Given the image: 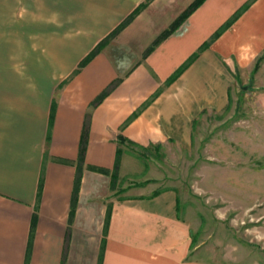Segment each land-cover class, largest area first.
<instances>
[{
	"label": "crops",
	"instance_id": "obj_1",
	"mask_svg": "<svg viewBox=\"0 0 264 264\" xmlns=\"http://www.w3.org/2000/svg\"><path fill=\"white\" fill-rule=\"evenodd\" d=\"M195 1L0 0V264H210L199 261L197 236L180 216L175 190L150 189L149 177L121 186L143 170L131 148H190L196 119L229 110L235 84L264 74V60L255 73L264 55V0H206L145 55ZM120 135L135 145H119ZM119 149L113 190L111 176L91 168L112 173Z\"/></svg>",
	"mask_w": 264,
	"mask_h": 264
},
{
	"label": "rangeland",
	"instance_id": "obj_2",
	"mask_svg": "<svg viewBox=\"0 0 264 264\" xmlns=\"http://www.w3.org/2000/svg\"><path fill=\"white\" fill-rule=\"evenodd\" d=\"M131 152L143 170L121 186L149 177L150 189L175 190L200 262L264 264V74L235 84L229 110L196 119L190 148Z\"/></svg>",
	"mask_w": 264,
	"mask_h": 264
},
{
	"label": "trees",
	"instance_id": "obj_3",
	"mask_svg": "<svg viewBox=\"0 0 264 264\" xmlns=\"http://www.w3.org/2000/svg\"><path fill=\"white\" fill-rule=\"evenodd\" d=\"M206 0H196L195 2H193L189 8L172 24V26L165 31L154 43L153 46L147 50L145 55L150 54L155 47H157L161 42H163L165 39H167L169 36H171L173 33H175L180 26L190 17V15L192 13H194ZM145 5L141 6V8H139L137 11H135L108 39H112L115 36L118 35V33L120 32V30H122L123 28H125L129 23H131L133 21V19L138 15V13L140 12V10L142 9V7H144ZM247 7H249L248 5L244 7V9L242 11H244L245 9H247ZM242 11H239L236 15H234V17L229 20L225 25H223L216 33L215 35L211 38V40L206 43L200 50L198 53L202 52L204 49H206L213 41H215L216 39H218L223 32H225L227 29H229L234 23L235 21L240 17V15L242 14ZM102 42L101 44H99L86 58L85 60H83V62L80 64L79 70L82 69L83 67H85L88 63H90L96 55H98L104 44L107 42ZM198 54H195L186 64H184L175 74L174 76L169 80V82H173L175 81L184 71L185 69H187V67H189V65L197 58ZM264 60V55L263 57H261L255 67V73L258 71L261 62ZM79 70H77L75 72V74H77L79 72ZM74 74V75H75ZM122 82V80L119 78L117 80H115L91 105L92 108H96L98 105H100L102 103V101ZM90 120H91V114L88 113L86 116V123L84 126V130H83V135H82V140H81V144H80V149H79V156H78V161H77V168H78V173L76 176V180H75V188H74V193H73V198H72V211H71V216L72 214L75 212L76 206H77V201H78V195H79V189H80V185H81V180H82V166L83 163L85 161V154L87 152V145H88V140H89V133H90ZM119 140V145L121 146H125V144L128 145H135L132 142L124 139L121 135L118 138ZM141 150L143 152H148L147 149L145 148H141ZM123 155V152L121 149H119L117 151V158H116V165L114 170L112 171V173H110L109 170L107 169H103V168H91L93 171H96L98 173H101L103 175H107V176H111V188L113 190H115L117 188V184H118V170H119V166L121 163V157ZM111 218V207L109 205L108 210H107V216H106V222H105V229H104V234L106 235L107 233V229H108V225H109V221Z\"/></svg>",
	"mask_w": 264,
	"mask_h": 264
}]
</instances>
